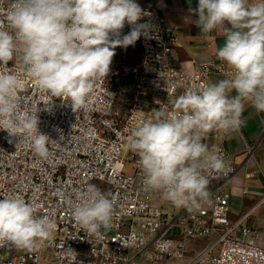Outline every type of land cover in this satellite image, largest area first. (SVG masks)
<instances>
[{
	"label": "built area",
	"instance_id": "2783aa9c",
	"mask_svg": "<svg viewBox=\"0 0 264 264\" xmlns=\"http://www.w3.org/2000/svg\"><path fill=\"white\" fill-rule=\"evenodd\" d=\"M9 4L5 0V7ZM140 7L145 15L138 23L147 22L151 29L137 40L141 65L127 103H121L118 80L120 61L129 46L114 49L108 76L96 81L87 106L74 112L69 100L51 97L37 86L26 73L22 53L8 62L7 69L0 65V72L10 70L20 76L19 109L36 113L39 131L50 138L49 155L42 159L30 142L16 137L10 143L7 132L0 130V199L24 198L38 206L36 215H46L56 225L51 242L31 250L0 247V264H152L153 256L183 258L184 239L212 237L214 241L187 264H264V245L250 225L254 208L232 221L230 192L213 188L209 205L170 218L153 204L154 191L144 188L138 157L128 147L131 130L152 118L153 109L175 111L177 99L188 89L212 83L215 73L230 75L231 69L217 59L195 61V69L186 70L178 55L182 41L177 27L156 7ZM129 27L126 23L121 37ZM247 148L253 154L254 146ZM214 153L224 161L228 155L223 144ZM236 170L227 165L226 174L211 169L202 174L209 184L223 183ZM89 183L114 200L109 227L91 236L72 216L79 193ZM177 226L182 228L181 238L173 233ZM6 251L13 255L6 258Z\"/></svg>",
	"mask_w": 264,
	"mask_h": 264
},
{
	"label": "clouds",
	"instance_id": "9594fccd",
	"mask_svg": "<svg viewBox=\"0 0 264 264\" xmlns=\"http://www.w3.org/2000/svg\"><path fill=\"white\" fill-rule=\"evenodd\" d=\"M195 21L200 32L221 29L224 43L217 59L230 66L229 78L188 89L168 113L153 116L131 130L129 150L137 157L147 191L188 211L209 201L203 170L227 172L222 157L203 142L213 130L237 131L245 104L264 112V0H198ZM136 0H0V65L22 53L26 73L51 97L69 100L73 112L87 106L96 81L106 78L116 47L127 48L151 25ZM131 31L121 37L125 24ZM20 76L0 72V130L30 142L40 158L49 155L47 134L38 129L36 113L19 109ZM235 93V95H232ZM64 139L60 136V141ZM53 141V140H51ZM72 208L73 219L89 236L111 222L114 200L96 185L87 186ZM38 206L18 196L0 199V247L31 250L51 242L55 222L36 215Z\"/></svg>",
	"mask_w": 264,
	"mask_h": 264
},
{
	"label": "crops",
	"instance_id": "0c3cea01",
	"mask_svg": "<svg viewBox=\"0 0 264 264\" xmlns=\"http://www.w3.org/2000/svg\"><path fill=\"white\" fill-rule=\"evenodd\" d=\"M136 3L140 6L156 7L177 27L182 41L178 55L186 70H194L195 61L205 63L217 60V49L223 45L225 37L219 28L207 34L200 32V28L195 24L198 15L189 12L190 7L193 9L197 7L198 0H136ZM226 66L230 69V66L227 64ZM225 78H229V75L215 73L211 76V81L215 83ZM241 119L243 125L240 131L220 132L219 135H215L214 132L217 131L214 130L207 134L204 143L208 145L209 150L214 152L218 145L223 144L228 154L225 159L226 165L237 169L228 181L211 182L207 187L209 192L213 188H219L222 192L231 193L229 216L233 220L254 208L250 225L256 231L258 241L264 245V112H257L251 104L246 103ZM248 145L254 146L253 154L249 153ZM153 196V204L168 213L170 218L182 215L186 210L164 199L159 191H154ZM201 204L209 205V201ZM188 240L190 239L184 240L185 246H188L186 242ZM186 255L181 264L190 262L195 256V251ZM167 258L160 256L158 262Z\"/></svg>",
	"mask_w": 264,
	"mask_h": 264
},
{
	"label": "rangeland",
	"instance_id": "374dc122",
	"mask_svg": "<svg viewBox=\"0 0 264 264\" xmlns=\"http://www.w3.org/2000/svg\"><path fill=\"white\" fill-rule=\"evenodd\" d=\"M130 31H131V26L128 29V33ZM120 62H121V65H120L121 70H120V75H119V80H118V87L121 91V103L124 104V103H127L130 97V94L133 91V87L135 84L136 71L139 70L140 65H141V55H140V50H139L137 41L135 42L134 45L129 46L126 57L122 58V61ZM128 171L131 172V169H128ZM231 220L234 221L233 219ZM181 232H182V228L177 226L174 229L173 233L176 237L181 238ZM214 238L215 237H212L210 240L190 239L186 241L188 243V246H185V256L181 260H177V258L169 257L163 261L158 262V257L153 256V260L152 258H150V261H153V263L151 262L152 264H181L182 260H184V258L187 256L186 253L189 254L191 251H195V255H196L203 248L211 244L214 241ZM12 255H13L12 252H8V251L4 252V256L6 258L11 257ZM44 256L52 257L53 254L44 253Z\"/></svg>",
	"mask_w": 264,
	"mask_h": 264
}]
</instances>
